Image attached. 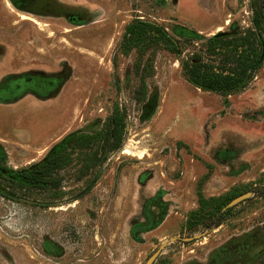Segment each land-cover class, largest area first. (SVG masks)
Segmentation results:
<instances>
[{"label":"rangeland","instance_id":"rangeland-1","mask_svg":"<svg viewBox=\"0 0 264 264\" xmlns=\"http://www.w3.org/2000/svg\"><path fill=\"white\" fill-rule=\"evenodd\" d=\"M262 1L0 0V78L60 79L45 96L0 99L1 175L23 186L0 192V264H264V56L229 95L188 83L177 61L245 29L264 46ZM135 20L192 45H120ZM71 133L95 137L56 147ZM93 150L102 162L78 176ZM61 152L29 189L13 176Z\"/></svg>","mask_w":264,"mask_h":264},{"label":"trees","instance_id":"trees-1","mask_svg":"<svg viewBox=\"0 0 264 264\" xmlns=\"http://www.w3.org/2000/svg\"><path fill=\"white\" fill-rule=\"evenodd\" d=\"M262 8L264 9V0L260 3L259 9H254V14L258 15L259 19L264 24V16L262 17L261 12ZM178 31V33L183 36L196 35L187 28H179ZM158 41H161L163 45L175 55H179L183 49H186V45H192L190 38L184 37L181 40L172 38L158 26L140 20L132 21L125 27L120 45L125 46L132 44L145 49L147 46L154 45ZM202 45L203 51L207 55L206 59L202 60L198 52L191 50L187 52L184 57L177 58L178 65L184 79L188 83L202 90L212 91L220 95H229L243 89L254 77V73L259 68L261 59L264 56L263 44L256 38L254 32L249 29H245L242 33L237 35L208 36L202 42ZM259 47L261 50H259ZM132 67L135 74L144 70V67H139L138 64L136 66L132 64ZM140 76L143 77L142 75ZM143 92V86L139 85L136 90H134V100L141 101ZM110 121L104 123V126H106L104 130L106 139L109 138L110 129L108 124ZM93 137H95V134H67L56 144V147L61 146L67 148L71 146L70 149H73L74 146L82 145ZM114 138L115 132L112 129L110 145H113L112 147L115 148L116 144H114ZM65 155V152H61L60 154L47 158L43 164L32 166L29 170L22 169L13 171V176L18 178L22 177L23 180L28 183L24 188L29 189L31 186H34L36 181L42 176L49 174L52 169L54 170L60 167L64 159L66 160L67 158ZM83 160V165H79L75 170L78 176L85 170L95 167L99 162H102V158L96 155L95 150ZM2 171L5 173L7 170L0 169V192L3 191L4 187H9L8 189H10L12 193L15 190H19L22 183L18 182L19 180L4 178V176L1 175L4 174ZM43 182L44 180H41L39 184L42 185ZM223 207H227L226 203L221 204L214 210L207 225L216 227L220 224L223 218Z\"/></svg>","mask_w":264,"mask_h":264},{"label":"flooded vegetation","instance_id":"flooded-vegetation-1","mask_svg":"<svg viewBox=\"0 0 264 264\" xmlns=\"http://www.w3.org/2000/svg\"><path fill=\"white\" fill-rule=\"evenodd\" d=\"M59 80V75L55 77L38 70L9 72L0 78V99H13L25 93L45 96L54 91Z\"/></svg>","mask_w":264,"mask_h":264},{"label":"water","instance_id":"water-1","mask_svg":"<svg viewBox=\"0 0 264 264\" xmlns=\"http://www.w3.org/2000/svg\"><path fill=\"white\" fill-rule=\"evenodd\" d=\"M241 196H239L238 198H235L234 200H232L231 202L227 203V205H230L233 201H235L236 199H240Z\"/></svg>","mask_w":264,"mask_h":264}]
</instances>
